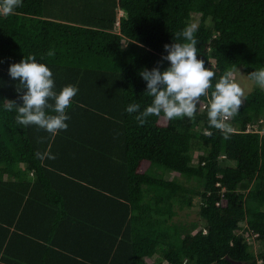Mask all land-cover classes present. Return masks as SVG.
<instances>
[{
    "label": "trees",
    "instance_id": "obj_1",
    "mask_svg": "<svg viewBox=\"0 0 264 264\" xmlns=\"http://www.w3.org/2000/svg\"><path fill=\"white\" fill-rule=\"evenodd\" d=\"M82 1L66 19L48 0L0 15V264H264L249 240L264 245V89L246 94L228 139L203 106L194 119L161 114L143 126L126 111L151 103L139 73L189 24L213 86L226 69L264 67V0ZM28 55L50 68L57 92L78 88L55 136L3 107L22 104L9 67ZM194 197L203 228L174 221Z\"/></svg>",
    "mask_w": 264,
    "mask_h": 264
},
{
    "label": "clouds",
    "instance_id": "obj_2",
    "mask_svg": "<svg viewBox=\"0 0 264 264\" xmlns=\"http://www.w3.org/2000/svg\"><path fill=\"white\" fill-rule=\"evenodd\" d=\"M22 6V0H0V15H11ZM197 26L189 24L174 36V42L164 45L167 55L162 56L158 66L151 70L143 69L139 75L147 83L146 94L151 103L143 110L137 103H131L126 111L136 114L135 119L143 126L151 116L168 119L187 117L194 119L198 106H203L207 113L209 128L220 131L225 139L233 132L230 121L239 114L246 95L237 79L235 67L226 69L213 86L215 73L205 67V62L198 59L195 32ZM183 42H179L181 41ZM48 56L54 55L49 50ZM170 62V66L161 71L159 64ZM9 75L18 81L17 93L21 103L4 100L6 111L15 109V121L28 127L35 125L55 136L66 131L70 119L66 110L71 106L78 88L66 85L59 92L55 90V81L50 68L37 60L35 55L24 56L18 63L9 67ZM247 78L256 86L264 89V67L252 71ZM201 98H204L202 101ZM206 134L207 133L206 130ZM37 159L45 156L54 159L49 153H35Z\"/></svg>",
    "mask_w": 264,
    "mask_h": 264
},
{
    "label": "rangeland",
    "instance_id": "obj_3",
    "mask_svg": "<svg viewBox=\"0 0 264 264\" xmlns=\"http://www.w3.org/2000/svg\"><path fill=\"white\" fill-rule=\"evenodd\" d=\"M237 79L239 83L241 84V87L244 89L245 95L250 93L253 90L255 84L247 78V75L242 69H239L237 71ZM252 129H257V126L252 127ZM201 153H198L197 151L194 153V159H195L194 165L197 164V158L199 154ZM220 161L223 166L234 165L232 162L227 161L224 157H222ZM157 171H160L159 167L153 166L150 170V173L155 175ZM160 173H163V171H160ZM165 178L173 179L174 175L166 174ZM177 179L182 181L191 191L200 189L199 183L196 180L187 181L182 177H178ZM193 203L194 204L192 207L185 206L183 209L177 208V216L175 217L174 221L178 224L187 225V226H190L192 223L197 222L200 224V228H203L205 225V222L203 221L200 215V207H201L200 198L194 197ZM243 225H246V224H243ZM195 233H197V231H195ZM249 240H250V244L252 245L254 253L257 254V256H259L260 253L264 251V245L255 241L254 238H251Z\"/></svg>",
    "mask_w": 264,
    "mask_h": 264
},
{
    "label": "crops",
    "instance_id": "obj_4",
    "mask_svg": "<svg viewBox=\"0 0 264 264\" xmlns=\"http://www.w3.org/2000/svg\"><path fill=\"white\" fill-rule=\"evenodd\" d=\"M84 6V3L82 0H48V7L49 10L56 14L59 18L61 19H66L67 17L65 16L64 13H82L83 11H85L84 8H82ZM122 15V12L119 11V17ZM57 17V18H58ZM118 25V24H117ZM31 179H34V175L31 174L30 175ZM58 237L62 238V235H58ZM2 257H0L1 260ZM27 264H30L29 262H27Z\"/></svg>",
    "mask_w": 264,
    "mask_h": 264
},
{
    "label": "built area",
    "instance_id": "obj_5",
    "mask_svg": "<svg viewBox=\"0 0 264 264\" xmlns=\"http://www.w3.org/2000/svg\"><path fill=\"white\" fill-rule=\"evenodd\" d=\"M119 25V24H118ZM204 108V107H203Z\"/></svg>",
    "mask_w": 264,
    "mask_h": 264
}]
</instances>
